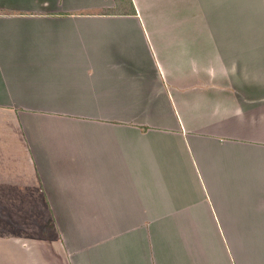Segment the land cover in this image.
I'll return each mask as SVG.
<instances>
[{"label": "crops", "instance_id": "obj_1", "mask_svg": "<svg viewBox=\"0 0 264 264\" xmlns=\"http://www.w3.org/2000/svg\"><path fill=\"white\" fill-rule=\"evenodd\" d=\"M0 211L62 264H264V0H0Z\"/></svg>", "mask_w": 264, "mask_h": 264}, {"label": "rangeland", "instance_id": "obj_2", "mask_svg": "<svg viewBox=\"0 0 264 264\" xmlns=\"http://www.w3.org/2000/svg\"><path fill=\"white\" fill-rule=\"evenodd\" d=\"M7 212V211H6ZM12 213L9 215H5L3 211H0V215H2V218L0 217V226L6 224L5 221H7L8 225L2 226V231L4 227L7 228L8 236L6 237V248L8 254H0V264H62L61 262H58L57 259L49 258L48 254L46 252L44 254L43 251H46V246L42 245L41 242L37 243L33 238L28 237V231L35 232L36 235H41L40 228L36 227L35 229V214L30 213L27 215L28 218L24 220V236L26 238H29V240L25 243L20 242L21 249L23 246L24 250H26V254H18L16 252V243L13 242L14 239L20 237L22 235L21 232V225H18V228L15 226V221L17 220L18 216L16 213L18 212H10ZM20 213V211H19ZM38 252V254H36ZM50 260V262H49Z\"/></svg>", "mask_w": 264, "mask_h": 264}]
</instances>
